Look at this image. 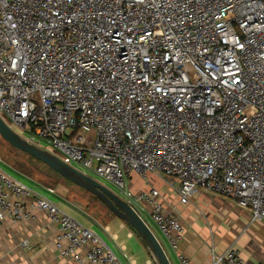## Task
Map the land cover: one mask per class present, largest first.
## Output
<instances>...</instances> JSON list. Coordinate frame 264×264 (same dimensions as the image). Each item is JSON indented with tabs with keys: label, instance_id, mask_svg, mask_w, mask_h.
Segmentation results:
<instances>
[{
	"label": "built area",
	"instance_id": "built-area-1",
	"mask_svg": "<svg viewBox=\"0 0 264 264\" xmlns=\"http://www.w3.org/2000/svg\"><path fill=\"white\" fill-rule=\"evenodd\" d=\"M0 116L108 182L189 264L180 217L129 176L164 175L183 205L204 191L264 221V0H0ZM11 170L0 157V222L44 213L60 257L122 264ZM220 263L246 264L233 247Z\"/></svg>",
	"mask_w": 264,
	"mask_h": 264
},
{
	"label": "crops",
	"instance_id": "crops-1",
	"mask_svg": "<svg viewBox=\"0 0 264 264\" xmlns=\"http://www.w3.org/2000/svg\"><path fill=\"white\" fill-rule=\"evenodd\" d=\"M134 177L141 178L132 174L129 180ZM43 189L49 192L48 189ZM35 192L42 193L38 188ZM53 195L61 200L56 194ZM164 199L167 210L179 216L186 228L185 235L179 242V253L189 259V264H214L215 254H223L231 247L239 252L246 264L264 261V221L252 222L249 212L239 207L233 199L204 191L198 192L186 205L179 202L178 196L175 201L171 198ZM228 201L234 202L242 211V223L236 224L226 216L225 212L230 206ZM36 214L37 219L33 222H0V264H72L68 259L59 256L56 248L57 226L51 223L44 213ZM149 216L146 212L145 217ZM85 217L99 227L100 230L89 226L111 247L122 264L124 262L120 256L125 257L128 264H140L134 257L135 253L129 250L126 243L128 240L135 241L134 245L139 250L143 249L147 255L146 264H152L146 246L126 222H122L114 214L111 219L101 223L89 215ZM147 221L155 231L156 226L149 219ZM101 230L106 237L101 234ZM155 233L157 234V231ZM161 240L172 263L182 264L166 240L162 237ZM23 241H28L29 245L23 246Z\"/></svg>",
	"mask_w": 264,
	"mask_h": 264
},
{
	"label": "rangeland",
	"instance_id": "rangeland-1",
	"mask_svg": "<svg viewBox=\"0 0 264 264\" xmlns=\"http://www.w3.org/2000/svg\"><path fill=\"white\" fill-rule=\"evenodd\" d=\"M12 127L15 130L22 132V130L14 124L12 125ZM0 157L7 165L13 168L15 172L12 171V173L15 178L27 184L34 191L38 188L42 192L41 194L44 197L49 198L50 200L59 204L61 208L63 207L64 209H66L68 213H70L72 216H74L75 218H77L79 221L86 224L87 226L92 225L95 227V229H99V227L96 224H94V222H90L85 216L89 215L93 218H96L100 223L105 222V220L107 219L109 220L113 217V213L110 210H108V208L105 205H103L97 199V197L77 187L76 185L61 179L54 171H52V169H50L45 164L38 162L35 159H32L28 154H24L21 151L14 148L13 146H11L7 141L3 139L1 135H0ZM92 177L98 179L94 175H92ZM98 180H100L103 184L114 190L113 187L108 182L101 179ZM34 182H36L38 185L34 184ZM129 184L131 190L133 189L137 191L143 189L149 190L150 187L153 186L159 189L166 199L171 198L172 201H175L178 196L175 189L177 183H175V187H172L170 183L166 181L164 175H156L153 173H148L146 175V178L134 177L133 179L129 180ZM39 186L48 190L52 189L54 190V193L51 192L52 193L51 194L50 191L48 192L47 190H44ZM53 194L59 196L61 200H58V198ZM228 202L230 203L229 204L230 206L228 207V210L225 212V214H227L226 216H228V218L230 219H233L234 223L236 224L242 223L243 221L241 216L242 211L236 207V204L234 202L232 201H228ZM80 211H82V213L85 216L82 213H80ZM222 224L225 225L226 222H222ZM101 234L106 237L105 233L102 232V230H101ZM157 235L161 240L160 233L157 232ZM126 243L129 250L135 253L134 257L139 261V263L146 264L147 255L146 253H144L143 249L139 250L134 245L135 241L133 240H128ZM110 244L112 245V242ZM148 254L150 256L151 263L156 264L151 254L150 253ZM120 257L123 260L124 264H128V261L125 257L123 256Z\"/></svg>",
	"mask_w": 264,
	"mask_h": 264
},
{
	"label": "water",
	"instance_id": "water-1",
	"mask_svg": "<svg viewBox=\"0 0 264 264\" xmlns=\"http://www.w3.org/2000/svg\"><path fill=\"white\" fill-rule=\"evenodd\" d=\"M0 135L17 150L34 157L65 180L97 197L108 210L134 230L156 264H173L163 244L148 222L111 188L74 168L54 153L27 141L11 129L1 116Z\"/></svg>",
	"mask_w": 264,
	"mask_h": 264
},
{
	"label": "trees",
	"instance_id": "trees-1",
	"mask_svg": "<svg viewBox=\"0 0 264 264\" xmlns=\"http://www.w3.org/2000/svg\"><path fill=\"white\" fill-rule=\"evenodd\" d=\"M22 153H24V152H22ZM24 154H26V153H24ZM30 156V155H29ZM32 159H35L34 157H32V156H30ZM35 160H37V159H35ZM38 161V160H37ZM38 162H40V161H38ZM42 163V162H41ZM53 171V170H52ZM11 172H12V170H11ZM13 172H15V171H13ZM17 173V172H16ZM56 173V172H55ZM57 174V173H56ZM58 175V174H57ZM61 179H63V180H65L63 177H61L60 175H58ZM66 182H69V181H67V180H65ZM70 183V182H69ZM130 227V226H129ZM131 228V227H130ZM132 229V228H131ZM133 230V229H132ZM133 232H134V230H133ZM135 233V232H134ZM136 234V233H135Z\"/></svg>",
	"mask_w": 264,
	"mask_h": 264
}]
</instances>
